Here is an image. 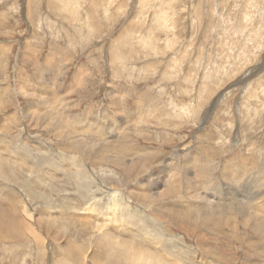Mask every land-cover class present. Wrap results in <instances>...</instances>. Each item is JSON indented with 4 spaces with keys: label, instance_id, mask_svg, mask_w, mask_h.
Masks as SVG:
<instances>
[{
    "label": "rangeland",
    "instance_id": "rangeland-1",
    "mask_svg": "<svg viewBox=\"0 0 264 264\" xmlns=\"http://www.w3.org/2000/svg\"><path fill=\"white\" fill-rule=\"evenodd\" d=\"M64 133L76 148H69ZM107 146L114 148L109 156L153 162L126 183L125 166L97 160ZM142 150L145 155H134ZM163 171L175 194L162 206L208 198L213 206L232 207L256 197V211L264 216V0H0V264L62 263L64 241L80 230L76 259L95 253L93 264L97 258L106 263L108 254L95 248L97 236L117 217L86 207L75 183L100 181L104 207L114 201L156 218L136 197L145 180L153 183ZM8 191L16 195L12 211L5 207ZM45 196L47 205L34 200ZM59 205L70 210L50 208ZM210 210L214 217L217 211ZM24 215L42 231V251L33 241L23 245L26 228L15 229ZM48 216L62 221L49 230ZM195 218L200 225V214ZM235 220L216 240L178 233L194 253L202 245L227 264H264V240ZM55 233L59 242L50 240ZM54 243L60 260L47 251Z\"/></svg>",
    "mask_w": 264,
    "mask_h": 264
},
{
    "label": "bare ground",
    "instance_id": "bare-ground-1",
    "mask_svg": "<svg viewBox=\"0 0 264 264\" xmlns=\"http://www.w3.org/2000/svg\"><path fill=\"white\" fill-rule=\"evenodd\" d=\"M135 19H137V18H135ZM51 103L54 104L53 102H51ZM29 107H27V109H29ZM49 108L51 109L52 107H49ZM48 112L51 114L52 111L51 112L48 111ZM52 115H51V117H52ZM48 116H49V114H48ZM48 116H47V118H48ZM55 117H56V115H55ZM58 119H59V117H58ZM56 120L54 119V120H51V121H56ZM51 121L50 122L48 121V122L51 123ZM55 126H57V125H55ZM50 127H52V126H50ZM62 129H63V127L61 126L59 131L62 130ZM111 129L113 130L114 128L112 127ZM119 130L122 131L121 130V126H120ZM60 132H61V135H62V131H60ZM137 132L139 133V131H137ZM66 133H67V130H66ZM112 133H116V134L118 133L119 134V131L117 129L115 132H112ZM110 134H111V132H110ZM121 134H123V133H121ZM116 136H118V135H116ZM112 138L114 139L115 136H111V139ZM70 139H71L70 135H66L65 134L64 140H66L68 142V145L70 146L69 148H71V149L76 148V145L73 142L69 141ZM110 142H111V140H110ZM116 143H118V142H116ZM110 144L112 146L115 145V144H113V142H111ZM109 147H110V145H109ZM107 148H108V146H107ZM110 148H112V147H110ZM113 150H114V148L112 150H110L109 148H108V150H106L105 148H102L101 151L97 152V154H99V155H97L96 158H97L98 161H101V162H104V163H110V165H112L114 167H123V166H125V167H123V168H125V170L123 168L122 169L124 170V172L126 174H128V177H127L128 180H125L126 183L133 182V180L135 178H137L140 175H143L144 173L148 172L149 165H151L152 162H153L152 157H150V158H148V157L143 158L142 157V158H137L135 160L129 159L127 161L126 158H123L122 154L118 155V153H116V154H114V156H109L110 153L113 152ZM118 150H120V149H118ZM119 152H121V151H119ZM142 153L145 155L144 150L139 151V152H135V154L134 153L133 154L134 155L139 154L140 156H142ZM155 159H156V157H155ZM155 162H154V164H155ZM193 162H194V159H193ZM3 166H5V165H3ZM61 166L58 165V167H61ZM1 169H2V167H1ZM5 169L9 173V170L7 168H5ZM48 170H50V169H48ZM51 170H52V168H51ZM57 170H60V169L57 168ZM163 172H164V176H162V178H160V177L157 178L156 181L153 182V183L149 182L148 180L147 181L145 180V183L143 184V185H145L144 189H142V190L138 189L139 190V194L136 193L137 194L136 198H138L140 202L146 204L147 208H151L152 209L151 213L156 214V218H149L150 216L148 217V215H146V213H145V211H143V209L142 210L141 209H134V210L131 209L135 213V214H132V211L131 210L129 211V209L126 208L128 206H124V205H122L123 203L120 204V203H117V202H114V201L111 202L113 204V205H111V207H109L108 205L106 207H104L107 204L106 198H105V196H102L99 193V190L97 189L98 184H100L99 183L100 181L95 182L94 184H92V182H90V181L88 182L86 180H83V178H81L79 183H75V185H77V188L80 190V193L83 195L86 207H89V209H91V211L92 210H97V209H105L106 211H110L109 213H111L110 214L112 216L111 218H113V216L117 217V218L110 219L108 221L109 225L112 224V227H110L111 229H109V230L102 229L103 232L100 235L97 236L100 240L95 237L96 239H98L97 241H99L98 242L99 243L98 246L95 247V248L96 249L99 248V251L101 250V251H103V253L108 254V256H107L108 258L106 260V263H103V264H183V260L184 261L186 260L184 262V264H213V263L209 262L208 260H205L206 256L203 257V254L210 255L213 258L215 257L217 260H223L224 261L226 258L223 259L222 256H220L219 254H216L215 253V249H212L211 251L207 250L206 247H205L206 246L205 244L203 245L205 248H203L202 245L196 247V249H195L196 253H194L192 251V249H190L188 247V245L184 244V241L182 240L181 236H179L178 232H181L184 235V237L185 236H189L190 234H193V236H196L195 239H197L199 241H202V240L203 241H205V240H213V239L216 240L218 235H220V236L223 235V234H224V236L226 235L225 231H224L225 228L230 230L231 227H233V228L235 227L234 218L236 219L235 220L236 223L238 222V224H240V227L242 226V227H244V229H245V227H247V229H249V231H252L253 234L256 237L259 236L261 238V240L259 239L261 242L264 240V216L262 217V215H260V213H257V211H256V208H257L256 203L258 202V201L256 202V197H251V199L249 198L250 200L245 199L246 201H239V203L237 205H233L232 207H217L216 205H214L215 206L214 207L213 204H212V201H210V199L208 201V198L206 199L207 201H205V200H202V201L197 200L195 203H192V204H190V203L182 204L180 200H177L178 202L174 203V200H172L170 203L168 202L169 204L167 203V206H166V204H165V206H162V204H161L162 199H164L165 197L169 198V199H172V197L175 194V192L172 190L175 187L173 185L174 183L171 182L173 184H168L169 182L167 181L168 179H166V178L169 177V175L167 173H165V171H163ZM168 172H169V170H168ZM47 173H49V172H47ZM189 174L192 175L191 172ZM1 177L4 179L2 174H1ZM193 177H195V175H193ZM84 179H86V178H84ZM43 180H40V181H43ZM177 181H176L175 184H177ZM166 182H168V183H166ZM190 182H192V181H190ZM193 182L195 183V187H194V191L193 192L196 193V196H198V192H199L200 188H196V186H199V187H201V186L200 185H196V184H198L196 179ZM40 183H42V182H40ZM45 184H43V185H45ZM49 186H47V187H49ZM54 187H56V186H54ZM54 187H53V189H54ZM10 192L8 191V194H7V196H10L8 198L10 200H9L8 205L7 206L5 205V207H9L8 209L12 211V209L10 207H17V201H15L16 195L12 191H10ZM49 192L50 193H47V194H51L52 191H49ZM177 192H178V190H177ZM241 192H242V190H241ZM42 193H44V192H42ZM86 195H87V197H86ZM105 195H107V194H105ZM112 195L110 197H112ZM230 195H231V192H230ZM4 196H6V195H4ZM234 198H238V196H234ZM37 199H39L40 201L42 200L43 205L49 204V203H44V202L48 201V197L46 198V196L43 197V198L42 197L34 198V200H37ZM114 200H115V197H114ZM128 200H129V198H128ZM184 200H186V199H184ZM229 200H230V198H229ZM239 200H241V199H239ZM2 202H4V201H2ZM148 203H149L150 207H148ZM183 203H184V201H183ZM59 206L50 207V208H51V210L52 209H54V210L58 209V212L63 211V210L68 212L70 210L69 208H65V207H69V206H66V205L65 206H60V207ZM222 206H223V203H222ZM228 206H229V204H228ZM14 209H16V208H14ZM210 209H214V210L217 211L216 214L214 215V217L212 216ZM208 210H210V212ZM262 210L259 209V211H262ZM251 212H254L255 215L253 213H252V215H250ZM11 213H9V214H11ZM63 213H64V211H63ZM99 213H102V212L99 211ZM103 213H104V211H103ZM193 213H196V214H193ZM198 214H200V221H201L200 225H197L199 220H198V218H195V216L198 215ZM11 215H14V213H12ZM133 215L134 216L136 215V216L133 217ZM234 215H235V217H232ZM103 216L105 217L104 219L107 220V218H108V217H106L107 214H106V216L103 214ZM118 216H120V217H118ZM48 217L49 218H47V219H50V222L52 223V225L48 227L49 230H51L50 227L57 226L55 224L58 223L59 220L62 221L61 220L62 218L60 216L59 217L57 216L58 220L56 219V217H53V216L52 217L48 216ZM131 218H133L134 220H131ZM158 218H160V219H162L164 221V223L168 227L167 229H164V228L161 227V224L156 220ZM27 219H28V217H26L25 215H24V217H21L20 218V223L21 224L16 223L15 229L20 228V227L26 228L25 230H27V232H26V236H27L26 240L27 241L24 242L23 245H26L27 242H29V241H31V242L33 241L34 244H36L35 246H37V249L39 248L41 250L44 247V245H45V244H43L45 241H44V238L42 237V233H41L42 231L41 230H40L41 232L38 231L40 233L39 234L35 230V228L34 229L31 228L30 225L26 221ZM40 220H41V218H39V220L37 222H40ZM149 221L152 222V223L155 221L154 222L155 226H153V229L150 228L152 226H151ZM37 222H35V223H37ZM54 222H56V223L54 224ZM97 225H98V222H97ZM128 225L131 227V229H128L129 228ZM196 226H198V227L196 228ZM136 228L139 229V231L137 232L138 233L137 235H134L136 233L135 232L133 233V231H135ZM150 230L153 232L155 237L153 236V234H151ZM231 230H232V228H231ZM47 232H49V231H47ZM202 232H206V233H202ZM233 232L231 233V235L235 234ZM83 233H85V232L84 231L82 232L80 230V231H78L76 233L75 239H73V241H71L69 239L64 241L65 245H63V247H62V251H63L62 253L65 256V259H67V258L75 259L76 260L75 264H82L81 262H83V264H84V263H86L88 261H89L88 262L89 264H93L91 261L95 260V258H94L95 257V253H93L90 256V258L87 259V260L83 259L82 257H81V259H79V258L76 259V257H75V255H78V253H80L79 251H81V247H82V245H76L75 241H79L78 239L83 240V238H82V234ZM196 233H197V235H196ZM68 234H70V233H68ZM213 236H215V237H213ZM238 236L236 238H238ZM51 237L52 238H50V240L53 241V242H59L60 241V240H58L57 233H55ZM156 237H159V238H156ZM233 237L234 236H232V238ZM223 239H225V237H223ZM235 240H238V239H235ZM46 241H48V239ZM46 245H48V244H46ZM54 245H55V243L53 245H48L47 246V251H49L50 254L52 253V256H54V250L56 251V248H55L56 245L55 246ZM60 247L61 246H58V248H60ZM40 250L38 252H40ZM86 253L87 252H84V251L82 252L83 257H86ZM259 254L261 256H263V258H264V249L263 248L259 249ZM53 258H56V257L54 256ZM59 258H56V259H59ZM56 259H55V262H56ZM65 259H64V261H65ZM64 261H62V263L57 262V264H67L66 262L64 263ZM215 263H217V262H215ZM95 264H100L98 258H97V261H96ZM223 264H227V262L224 261ZM249 264H252V263H249Z\"/></svg>",
    "mask_w": 264,
    "mask_h": 264
}]
</instances>
